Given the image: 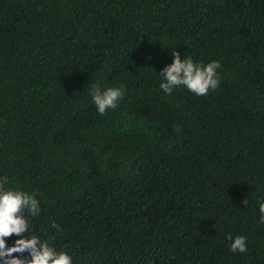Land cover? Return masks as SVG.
<instances>
[{"label": "trees", "instance_id": "1", "mask_svg": "<svg viewBox=\"0 0 264 264\" xmlns=\"http://www.w3.org/2000/svg\"><path fill=\"white\" fill-rule=\"evenodd\" d=\"M173 50L219 87L165 94ZM4 176L73 264H264V0H0Z\"/></svg>", "mask_w": 264, "mask_h": 264}, {"label": "clouds", "instance_id": "2", "mask_svg": "<svg viewBox=\"0 0 264 264\" xmlns=\"http://www.w3.org/2000/svg\"><path fill=\"white\" fill-rule=\"evenodd\" d=\"M173 60L163 67L159 74L163 78L160 88L165 94L171 95L173 89L183 86L196 96H206L210 90L219 87L218 76L220 62L198 64L190 57L181 58L178 51H172ZM123 86L101 89L93 85L91 97L100 115L109 109H116L124 97ZM181 131L179 125L175 127ZM8 184L6 176L0 177V264H73L72 257L64 251H57L49 242L42 241L35 235H30V218L40 215L41 208L35 193L21 190L5 189ZM243 203L247 204V198ZM259 223L264 224V203L259 205ZM57 231H62L59 225L53 223ZM25 234H29L27 237ZM18 237L11 246H7L6 238ZM231 240L230 249L233 253H245L247 240L244 236L227 237ZM28 255L25 256L24 254Z\"/></svg>", "mask_w": 264, "mask_h": 264}]
</instances>
